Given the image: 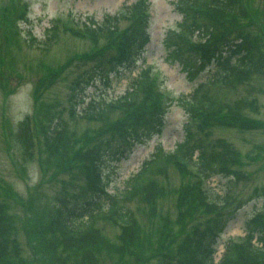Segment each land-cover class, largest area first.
I'll return each instance as SVG.
<instances>
[{
  "label": "trees",
  "instance_id": "16d2710c",
  "mask_svg": "<svg viewBox=\"0 0 264 264\" xmlns=\"http://www.w3.org/2000/svg\"><path fill=\"white\" fill-rule=\"evenodd\" d=\"M18 2L9 0L13 10ZM172 3L180 9L182 18L176 28L165 31L162 44L167 53L182 56V64H189V68L198 58L202 62L214 58L217 64L207 79L198 82L189 94L178 96L188 115L183 140L169 151L157 146L139 169L111 193L102 173L106 157L119 159L127 148L125 143L130 140L133 144L134 139L150 128H160L164 102L172 99L159 91L157 78L151 73L152 65L143 59L147 65L131 76L124 92L113 99L106 101L103 96L92 99L78 111L70 106L72 120L84 118L87 123H98L94 128L89 125L80 134L76 123L70 126L36 99L35 113L25 115L17 124L16 137L22 152L31 154L37 136L41 137L47 153V161L41 160L42 164L54 160L58 171L75 172L83 182L85 195L77 206H64L67 199L62 198L61 206H54L52 215L43 213L41 217L26 218V209H30L26 206H32L31 199H23L3 185L5 196L16 198L25 213L16 224L0 200V264H105V255L112 259L106 264H152L151 258L145 257L149 246L151 250L167 249L173 253L174 257L155 264H214L217 233L235 216L234 211H226L234 193L227 188L221 195L224 199L219 195L211 197L206 180L218 173L224 176L233 173L237 178L244 174L236 147L224 138L212 142L208 136L213 128L221 126L242 130L264 127V122L247 113V109L256 107V97L238 92L243 82L264 77V7L253 6L251 0H173ZM20 7L19 13L24 18L26 3ZM147 8L145 0H137L113 15H105L95 28L84 25L94 41L98 32L105 35L104 45L93 55L105 53V62L94 68L103 77L108 76L107 69H116L127 61L134 50L143 49L149 38ZM124 19L128 25L119 27ZM52 21L53 30L87 37L82 28L59 19ZM59 22L64 26H59ZM76 58L79 57L69 56L62 65L46 67L48 78L57 77ZM44 82L45 78H41L38 86ZM169 167L180 174L176 185H167L159 179L167 174ZM166 194L174 195L175 213L161 215L156 247L152 232L146 234L127 201L140 196L154 211L157 197ZM100 220L118 228L115 239L104 234L98 224ZM19 233L25 236L24 247ZM253 238L260 242L259 246L252 242ZM217 263L264 264V210L246 222L245 235L224 240Z\"/></svg>",
  "mask_w": 264,
  "mask_h": 264
},
{
  "label": "rangeland",
  "instance_id": "374dc122",
  "mask_svg": "<svg viewBox=\"0 0 264 264\" xmlns=\"http://www.w3.org/2000/svg\"><path fill=\"white\" fill-rule=\"evenodd\" d=\"M136 1L19 0L18 7L13 10L9 0H0V200L16 224L22 215L24 216L25 209L16 198L6 197L2 187L7 186L13 194L20 195L23 199H31L32 206H26L30 208L26 209V218L31 215L41 217L43 213L52 215L54 206H61L59 200L62 198H65V201L67 199L64 206H77L85 195L83 182L75 172L58 171L54 160L48 165L45 162L42 164L41 160L47 161V153L41 137L36 135L38 140H35L31 154L22 152L16 137L17 124L25 115L31 116L35 113L36 99L54 116L60 115L70 126L76 123L77 132L80 134L89 125L94 128L98 123H87L84 118L72 120L69 115L70 106L78 111L92 99L98 100L101 96L106 101L113 99L124 92L129 78L137 74L144 65L151 64L155 67L154 73L164 93L172 97V100L169 107L165 106V116L161 117L160 128H150L158 131L157 133L142 137L141 142L134 141L132 144L129 140L125 143L127 148L119 159L106 157L103 173L107 176V189L110 192L121 186L128 175L135 173L157 146L161 145L169 151L183 140L188 115L180 105L179 98L182 94H189L198 82L206 80L217 68V64L211 62L201 69L198 66L202 61L198 58L194 66L189 68V64H182V56L170 55L169 51L167 53L162 44L165 31L170 26L175 27L182 18V13L172 3L173 0H151V24L148 29L150 35L142 54L147 64L142 61L143 58H137L124 69L117 67L116 72L114 69H107L106 78L99 74V70L94 69L98 63L101 66V63L105 62V53L93 56L106 41L102 32H98L99 36L94 41L90 36L82 37L52 28V20L56 18H61L64 24L69 25L71 22L79 26L82 23L89 26L94 23L98 25L105 19V15H113L120 6L133 5ZM149 1L145 0L147 3ZM23 2L28 5L26 18L20 15V5ZM251 3L253 6L264 7V0H251ZM7 7H10L11 11H7ZM58 24L64 26L62 22ZM126 25L128 21L125 19L118 24L119 27ZM74 55L79 58L71 61L57 77L48 78L46 67L55 68L62 65L67 57ZM41 78H45V82L38 86ZM76 89L79 97L74 105L71 93ZM238 92L248 97H256V107L247 109V113L264 122V77L243 82L239 85ZM83 98L84 101L79 104V99ZM208 137L212 142L217 138H224L236 147L241 160L239 166L244 174L242 178H237L233 173L228 176L218 173L207 180L206 186L212 196L219 195L224 199L221 195L228 188L234 193L233 197L238 198L232 197L228 201L226 211H234L235 216L226 225L222 239L217 240L214 245L213 256L214 260L218 261L223 250V241L229 237L244 235L246 221L258 210L264 209V127L242 130L221 126L213 128ZM180 178L178 171L169 167L167 174L159 179L167 185H176ZM173 198V194L157 197L154 211L153 206L149 208L150 203L142 200L140 196L127 201V205L135 210L146 234L151 235L152 232L151 237L156 247L159 244L156 241L160 239L157 228L162 224L161 215L175 213ZM98 224L103 227L106 236L116 238L117 227L110 223L104 224L101 220ZM18 237L24 247L25 236L19 233ZM254 243L260 245L255 239ZM151 248L149 246L145 257L149 256L152 264L173 256L167 249L160 251ZM172 249L175 251V244ZM111 261L108 255L103 258L105 264ZM174 261L177 259L174 258Z\"/></svg>",
  "mask_w": 264,
  "mask_h": 264
}]
</instances>
